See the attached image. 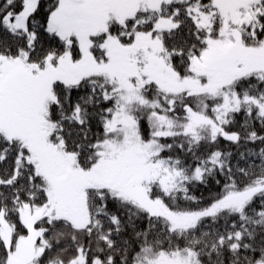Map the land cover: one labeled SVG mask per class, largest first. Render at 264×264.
Listing matches in <instances>:
<instances>
[{"label":"snow or ice","instance_id":"obj_1","mask_svg":"<svg viewBox=\"0 0 264 264\" xmlns=\"http://www.w3.org/2000/svg\"><path fill=\"white\" fill-rule=\"evenodd\" d=\"M0 264H264V0H0Z\"/></svg>","mask_w":264,"mask_h":264}]
</instances>
